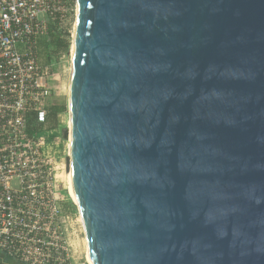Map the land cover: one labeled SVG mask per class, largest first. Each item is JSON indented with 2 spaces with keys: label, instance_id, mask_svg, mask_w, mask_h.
I'll use <instances>...</instances> for the list:
<instances>
[{
  "label": "water",
  "instance_id": "1",
  "mask_svg": "<svg viewBox=\"0 0 264 264\" xmlns=\"http://www.w3.org/2000/svg\"><path fill=\"white\" fill-rule=\"evenodd\" d=\"M76 15L64 139L92 264H264V0Z\"/></svg>",
  "mask_w": 264,
  "mask_h": 264
},
{
  "label": "built area",
  "instance_id": "2",
  "mask_svg": "<svg viewBox=\"0 0 264 264\" xmlns=\"http://www.w3.org/2000/svg\"><path fill=\"white\" fill-rule=\"evenodd\" d=\"M73 3L0 0V264H83L84 223L63 209L69 141L58 155L42 135L54 73L41 42L64 33Z\"/></svg>",
  "mask_w": 264,
  "mask_h": 264
},
{
  "label": "rangeland",
  "instance_id": "3",
  "mask_svg": "<svg viewBox=\"0 0 264 264\" xmlns=\"http://www.w3.org/2000/svg\"><path fill=\"white\" fill-rule=\"evenodd\" d=\"M73 5L75 8V12L73 13V17H72V20L69 26L64 31L65 34L66 33L72 34L74 32V27H75L76 18H77L76 0H74ZM72 40L73 39L70 37L71 47H70L68 54L62 55L60 57H57L53 52H50V51L44 52L43 48L40 49L41 50L40 57H41L42 63L45 64L48 61L47 54H49L50 61L52 65L54 66V71H53L54 75H53V80L51 82V86L53 87V95L50 98V102L51 103H65L67 105V111L63 114L58 115L57 118H52L48 122L49 129L45 133L42 134L44 137H46L43 140V142L47 143V148H51L55 153H58V155H60L61 153V147H63L61 146L62 143L64 145V141H65L64 134L68 132L69 130L70 117H69V110H68V96H69V87H70L71 62L73 59ZM52 129L56 130V132H51ZM56 143L60 145L56 146ZM67 143L68 142L66 141V144ZM66 159H67L66 160L67 170H66V173L63 174L62 176V180L65 186L64 204L68 206L69 200H71L72 202H74L75 200L71 194V191L70 190L68 191L69 182L67 179H68V174H69V159L68 158ZM75 214L79 218V213H78L77 208H76ZM79 239L82 244V253H83L82 263L87 264L89 245L87 242V246H86L84 235L80 236Z\"/></svg>",
  "mask_w": 264,
  "mask_h": 264
},
{
  "label": "trees",
  "instance_id": "4",
  "mask_svg": "<svg viewBox=\"0 0 264 264\" xmlns=\"http://www.w3.org/2000/svg\"><path fill=\"white\" fill-rule=\"evenodd\" d=\"M41 46L44 49V52L50 51L53 52L57 57H60L62 55L68 54L71 47V41L70 38L67 37L63 32L58 31L57 29L52 27L48 38L41 42ZM47 58L48 61L45 63V65L51 66L52 63L50 61L49 54H47ZM52 71H54V66L52 68ZM47 110L49 122L52 118H57L58 115L65 113L67 111V105L65 103H51L49 100ZM32 124L35 127L34 121H32ZM68 203V206L63 203L64 211L75 214L76 208L73 205L72 201L69 200Z\"/></svg>",
  "mask_w": 264,
  "mask_h": 264
},
{
  "label": "bare ground",
  "instance_id": "5",
  "mask_svg": "<svg viewBox=\"0 0 264 264\" xmlns=\"http://www.w3.org/2000/svg\"><path fill=\"white\" fill-rule=\"evenodd\" d=\"M76 24H77V20H76V23H75V27H76ZM72 35H73V46H72V49H73V58H74V55H75V30L72 33ZM68 132H69V139H71V123H70V120H69V131ZM69 145H70V142H69ZM67 180L69 182L68 191L69 190L71 191V194H72V196H73V198L75 200L74 202H75L76 205H78V201H77V198H76L75 189H74V185H73V179H72V175L70 174V172L68 174V179ZM81 218H82V216H81ZM81 220L83 221V218ZM87 242H88V240H87ZM88 245H89V242H88ZM87 264H92L90 248H88V262H87Z\"/></svg>",
  "mask_w": 264,
  "mask_h": 264
},
{
  "label": "crops",
  "instance_id": "6",
  "mask_svg": "<svg viewBox=\"0 0 264 264\" xmlns=\"http://www.w3.org/2000/svg\"><path fill=\"white\" fill-rule=\"evenodd\" d=\"M8 264H14L13 262H9Z\"/></svg>",
  "mask_w": 264,
  "mask_h": 264
}]
</instances>
